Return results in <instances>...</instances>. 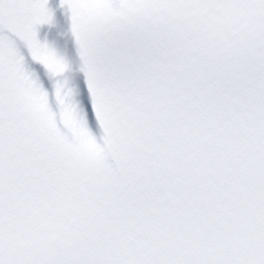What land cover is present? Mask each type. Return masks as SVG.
Here are the masks:
<instances>
[{
	"label": "snow or ice",
	"instance_id": "6c2138e0",
	"mask_svg": "<svg viewBox=\"0 0 264 264\" xmlns=\"http://www.w3.org/2000/svg\"><path fill=\"white\" fill-rule=\"evenodd\" d=\"M0 264H264V0H0Z\"/></svg>",
	"mask_w": 264,
	"mask_h": 264
}]
</instances>
